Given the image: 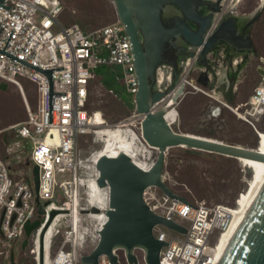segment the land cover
I'll return each mask as SVG.
<instances>
[{"label":"built area","instance_id":"1","mask_svg":"<svg viewBox=\"0 0 264 264\" xmlns=\"http://www.w3.org/2000/svg\"><path fill=\"white\" fill-rule=\"evenodd\" d=\"M64 11L62 0L0 2V83L16 85L22 94L26 119L14 124L13 128L20 136L31 139L30 158L39 167L40 180L38 191L33 182L26 181L27 177L15 183L7 161L0 156V233L6 239H0V257L9 256L14 244L24 240L27 220L43 217L44 221L31 232L25 248L35 264H41L38 262L40 234L52 209L61 212L54 216L51 224L65 215V226L56 228L53 233L51 224L48 226L44 234L43 264H79L81 250L87 245H90L87 253L94 249L99 231L107 220L105 213V217H91L93 207H90L88 197L93 181L99 178V170L97 162L84 158L78 149L79 138L99 125L95 114L88 109L91 82L97 76L99 66H120L119 81L131 95L134 107L133 115L110 129H124L129 134L136 132L141 143L149 146L142 134L144 115L136 111L139 80L126 24L117 17L111 23L90 30L78 23L63 25ZM23 80L34 87L33 104L26 96ZM163 102L162 106L168 107L171 101ZM250 103L255 108L264 106V78L252 94ZM154 161L145 162L148 167L144 169L149 170ZM59 174L69 177L58 182ZM106 187L109 207L110 189ZM58 188L62 192L60 204L53 200ZM143 199L155 214L187 228L184 233L162 223L154 226V235L166 242L160 252V264H215L214 250L220 235L230 224L231 206L208 205L190 199L183 202L157 185L146 187ZM39 204L45 210L40 216ZM160 225L183 236L169 234L161 227L156 232ZM93 230L98 234H93ZM56 235H61L60 242L53 255L46 257V241ZM31 239L34 240L32 245ZM99 264H111L109 257L101 255Z\"/></svg>","mask_w":264,"mask_h":264},{"label":"water","instance_id":"2","mask_svg":"<svg viewBox=\"0 0 264 264\" xmlns=\"http://www.w3.org/2000/svg\"><path fill=\"white\" fill-rule=\"evenodd\" d=\"M2 1L0 0V2ZM113 1L117 17L126 24V30L132 42L139 80L136 111L144 115L142 134L146 142L158 150V155L149 170L136 164L126 152H120L113 157L104 154L99 157L96 165L99 170L97 182L101 187L108 186L110 189L109 207L104 210L107 220L99 231V240L96 246L89 253L82 254L80 261L83 264H99V257L105 254L109 257L111 264H122L119 251L123 250L128 264H140V258L136 251L141 249L145 264H160V252L166 242L154 235V226L162 223L184 233L187 232V228L151 211L143 199V192L146 187L157 185L171 197L189 202L186 196L174 191L166 182L164 165L167 150L173 146H184L263 162L264 153L257 149L222 140L175 131L166 119L167 107H158L166 100L178 102L185 93L183 87H176L172 79L167 86H158L157 84V68L161 63V51L166 36H176L180 40L183 37L192 46H201L204 37L211 28L217 10L211 9L206 13L202 6L198 7L199 0ZM167 3L178 6L176 12L183 15V11L186 17L199 27L192 29L187 22L178 19L177 27L165 29V31L161 12L167 13L168 8L165 6ZM188 8H191V14H189ZM169 12L170 10L168 14ZM140 31L144 32L146 38L150 40L149 43L146 41L144 43L141 40ZM159 31L163 33H159ZM164 33L166 36L158 44L159 38ZM208 40L211 41V45L212 37H209ZM46 72L50 76L51 71ZM0 87L6 89L8 84L3 82ZM232 94L233 90H231L230 96L226 97V102L229 104L234 103ZM33 175V181L31 177H27L26 181L33 182L36 191H38L40 180L39 167L36 164L33 166ZM36 201L40 202L38 197ZM93 211L98 212L100 209L94 207ZM38 212L39 216L45 212L43 205L39 204ZM60 212L58 209H52L50 217L41 231V264H43L44 258V234L54 216ZM43 221V217L26 221V237L22 241L23 250L27 246L31 232L37 229ZM9 264H16L14 248L11 249L9 255ZM219 264H264V181L256 191L241 227Z\"/></svg>","mask_w":264,"mask_h":264},{"label":"rangeland","instance_id":"3","mask_svg":"<svg viewBox=\"0 0 264 264\" xmlns=\"http://www.w3.org/2000/svg\"><path fill=\"white\" fill-rule=\"evenodd\" d=\"M62 1L65 4V11L61 17L63 25L78 23L82 28L90 30L117 19L113 0ZM254 40L257 54L261 59H264V15L254 30ZM261 81L262 77L259 76L255 81L248 82L246 84L247 95L242 99L239 98L237 104L241 103V101L244 103L249 101L250 96L261 84ZM22 82L27 98L32 104L35 103L34 87L27 80ZM126 96L129 104L124 103L104 88L98 76L92 80L88 109L95 114V121L100 127H113L133 115L132 97L129 93ZM163 104L164 102L160 103L158 107ZM218 105L217 101L204 93H190L182 104L177 107L179 117L171 125L178 132L191 133L256 149L259 145V132L264 131V106L259 108H253L251 104L243 106L240 108L241 116L233 112L229 106ZM246 108H248L250 114H244ZM243 115L246 116L243 117ZM25 119L26 109L19 88L13 84H8L6 89L0 87V156L7 161L10 175L15 183L22 182L28 176L33 181L34 177V164H25L26 158L31 153L32 141L27 137L20 136L17 130L13 128L14 124L21 123ZM100 127H95L90 133L79 138L78 149L84 158L91 159V156L103 146L104 137L97 132ZM134 129L136 130V128ZM145 155L142 159L150 163L157 158L158 150L148 146ZM164 170L166 182L173 190L192 201H200L208 205L225 204L235 207L243 198L253 179V169L239 158L184 146H173L167 150ZM68 177V174H59L57 175V180L61 182ZM61 196L62 192L58 188L53 200L60 204ZM64 219L65 215H61L58 220H55L52 223L54 225L51 224L50 226V231L53 233L56 228L63 229L65 226L63 223ZM91 222L93 223V221ZM184 223L186 225L189 224L186 221ZM159 227L164 228L169 234L183 236L161 225L156 227V232ZM60 238L61 235H56L52 236L50 241H46V257L48 254L49 256L53 255ZM0 239L6 240L1 233ZM9 242L12 244L13 241ZM33 242L34 240L31 239L30 245ZM13 248L18 264L36 263L33 257L29 255L27 249H22V241L16 242ZM89 249L90 245H87L81 252L83 254L87 253L86 250ZM136 252L140 258V264H145L143 252L140 250ZM0 264H9V256L7 254L0 257ZM79 264L83 263L79 262Z\"/></svg>","mask_w":264,"mask_h":264},{"label":"flooded vegetation","instance_id":"4","mask_svg":"<svg viewBox=\"0 0 264 264\" xmlns=\"http://www.w3.org/2000/svg\"><path fill=\"white\" fill-rule=\"evenodd\" d=\"M199 1L198 7L202 6L206 13L211 9L217 10L204 42L201 46H192L183 37L180 40L176 36L161 34V38L157 40L158 44L165 36L166 40L161 51V63L157 68V84L167 86L172 79L176 87H183L184 95L178 102L172 104L176 108L182 104L188 94L201 92L217 101L218 106H229L233 112L236 113L235 110L240 112V108L251 104L252 95L249 101L245 103L241 101L237 104L239 98L242 99L247 95L246 84L255 81L259 76L262 77V81L264 78V59L257 54L254 40V30L264 15V0ZM165 6L170 12L169 14L168 11L166 14L161 12L164 30L177 27L178 19L187 22L192 29L199 27L190 21L183 11V15L178 14L176 12L178 6L172 3H167ZM188 12L192 13L191 8H188ZM159 33L163 32L159 31ZM139 35L144 43L150 42L143 31H140ZM209 37L213 39L211 45ZM185 79L191 81L197 88ZM231 90H233L234 103L229 104L226 102V97L230 96ZM252 107L255 108L253 105ZM244 111L250 114L248 108ZM31 163L33 164L29 155L25 164ZM138 250L142 252L141 249ZM119 253L122 264H128L124 251L120 250Z\"/></svg>","mask_w":264,"mask_h":264},{"label":"bare ground","instance_id":"5","mask_svg":"<svg viewBox=\"0 0 264 264\" xmlns=\"http://www.w3.org/2000/svg\"><path fill=\"white\" fill-rule=\"evenodd\" d=\"M171 105L168 104L166 108V119L167 121L172 124L178 120L179 112L176 107L170 102ZM97 123V122H96ZM98 124V123H97ZM100 127V125H98ZM103 127V128H102ZM100 127V130L97 132L100 136L104 137L103 146L95 152L92 156L90 161L97 162L101 155H109V156H116L120 152H126L128 155L132 157L134 162L141 166L142 168L148 167L144 163L146 162L142 159L147 151L146 144L137 138L136 132H125L124 129H110L106 128V126ZM98 129V128H97ZM128 133V134H127ZM259 145L256 148L259 151L264 153V131L259 132ZM195 135V134H193ZM204 137V136H202ZM208 138V137H207ZM213 139V138H212ZM216 140V139H213ZM143 144V145H140ZM143 146V147H142ZM150 146V145H149ZM152 147V146H151ZM146 158V157H145ZM243 163L247 164L250 168L253 169V179L249 184L243 198L239 202L238 205L231 208V221L227 229H225L219 237L217 241V247L214 250L215 256V264H219L221 259L223 258L225 252L227 251L232 239L236 235L238 229L241 227L244 218L247 214L251 201L264 181V162L260 160H254L250 158H239ZM107 187H101L97 181H93L92 190L88 197L89 205L93 208L95 206H99L103 208L100 211H90L91 217L96 219V217H105L104 210L108 208V191ZM107 194V195H106ZM237 201H239L237 199ZM92 208V209H93ZM89 209V208H86ZM54 225V224H52ZM52 230V229H51ZM93 234L97 235L98 231L93 230Z\"/></svg>","mask_w":264,"mask_h":264},{"label":"trees","instance_id":"6","mask_svg":"<svg viewBox=\"0 0 264 264\" xmlns=\"http://www.w3.org/2000/svg\"><path fill=\"white\" fill-rule=\"evenodd\" d=\"M96 75L99 77L100 82L108 91L112 90L113 94L122 100L124 103H128L126 96L127 91L120 83L119 78L121 76V68L118 65H101L96 69Z\"/></svg>","mask_w":264,"mask_h":264}]
</instances>
